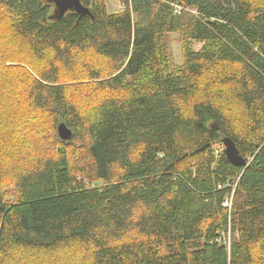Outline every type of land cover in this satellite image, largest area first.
Listing matches in <instances>:
<instances>
[{
	"label": "trees",
	"instance_id": "1",
	"mask_svg": "<svg viewBox=\"0 0 264 264\" xmlns=\"http://www.w3.org/2000/svg\"><path fill=\"white\" fill-rule=\"evenodd\" d=\"M56 2L0 0V264H264V0Z\"/></svg>",
	"mask_w": 264,
	"mask_h": 264
},
{
	"label": "water",
	"instance_id": "2",
	"mask_svg": "<svg viewBox=\"0 0 264 264\" xmlns=\"http://www.w3.org/2000/svg\"><path fill=\"white\" fill-rule=\"evenodd\" d=\"M56 9L59 13V17L65 14L69 9H74L78 13L85 15L90 14L89 8L85 7L81 0H56ZM59 136L63 140H70L72 137V130L68 128L64 123L58 126ZM225 147V153L229 160L236 166H246L247 162L241 155L239 149L236 146L235 141L230 137H225L222 140Z\"/></svg>",
	"mask_w": 264,
	"mask_h": 264
},
{
	"label": "rangeland",
	"instance_id": "3",
	"mask_svg": "<svg viewBox=\"0 0 264 264\" xmlns=\"http://www.w3.org/2000/svg\"><path fill=\"white\" fill-rule=\"evenodd\" d=\"M121 4V0H108V10L110 13H115L119 11V6ZM169 40V52L171 54L172 60L174 64H181L182 62V43L180 34L172 33L168 36ZM200 45H196V48H199ZM218 147V146H217ZM220 149L222 150L224 147L220 145Z\"/></svg>",
	"mask_w": 264,
	"mask_h": 264
},
{
	"label": "built area",
	"instance_id": "4",
	"mask_svg": "<svg viewBox=\"0 0 264 264\" xmlns=\"http://www.w3.org/2000/svg\"><path fill=\"white\" fill-rule=\"evenodd\" d=\"M168 3L174 8L173 9L174 14H180L182 12H189L192 14H197V11L195 9L184 6L181 3H178L176 1H168ZM233 193L234 191H232V193L229 196H227L223 202V205L229 208V210L232 208V204H233Z\"/></svg>",
	"mask_w": 264,
	"mask_h": 264
}]
</instances>
